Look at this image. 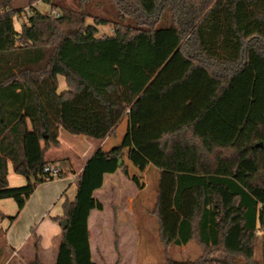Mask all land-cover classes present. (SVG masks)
<instances>
[{
  "label": "trees",
  "instance_id": "1",
  "mask_svg": "<svg viewBox=\"0 0 264 264\" xmlns=\"http://www.w3.org/2000/svg\"><path fill=\"white\" fill-rule=\"evenodd\" d=\"M43 1L62 16L33 9L20 30L0 2V199L23 210L53 181L47 165L76 176L69 160H44L61 127L102 141L127 119L123 145L103 157L127 149L148 166L161 241L204 252L167 264H264V0H113L117 20L95 24L87 6ZM109 23L114 33L100 38ZM9 162L26 186L9 187ZM78 205L66 199L56 219L71 226ZM70 226L55 264H79Z\"/></svg>",
  "mask_w": 264,
  "mask_h": 264
},
{
  "label": "rangeland",
  "instance_id": "2",
  "mask_svg": "<svg viewBox=\"0 0 264 264\" xmlns=\"http://www.w3.org/2000/svg\"><path fill=\"white\" fill-rule=\"evenodd\" d=\"M7 1H10L8 9L18 12L15 17L17 30H20L22 25L28 21L33 9L47 15L53 14L51 6L43 0H0V2ZM54 2L70 6L73 11H79L83 6H87L92 15L87 19V24H95L97 18H107L113 22L117 20L119 14L113 0H89L87 4H83L82 0H54ZM57 10L62 16V9L57 8ZM98 30L100 38L114 33L111 23L98 26ZM128 129L127 122L122 124L110 140V147L122 146ZM102 155L103 152L100 151L96 156L97 160H94L86 169L92 177H94L93 171L103 164L102 161H105ZM132 167L127 166L125 169L119 167L120 174L127 175L126 185L123 184L125 178L121 177L122 186L125 189L120 203H116L119 194L110 180L101 183L100 177L87 181L86 189L83 190L84 194H81V197L85 196L83 200L90 209V220L88 222L72 221L68 230V235L72 236L77 249L79 264L89 256H94L96 261L104 264H116L117 261L118 264H167L169 260L193 261L201 257L204 252L197 241L187 246H166L161 241L158 221L152 213L155 208L157 191L147 180L146 166L137 167L132 164ZM83 174L84 172L80 175L84 176ZM105 175L111 176V180L116 184L119 183L120 176L114 175L112 169L107 170ZM74 188L78 190L77 183ZM134 197L136 199L133 201L132 208L127 203ZM59 206L61 207V204ZM261 241L262 239L256 248L257 261L262 260ZM4 245V237L0 235V254ZM1 260L3 258H0V264L6 262L7 259ZM17 261L18 258L13 264H17Z\"/></svg>",
  "mask_w": 264,
  "mask_h": 264
},
{
  "label": "crops",
  "instance_id": "3",
  "mask_svg": "<svg viewBox=\"0 0 264 264\" xmlns=\"http://www.w3.org/2000/svg\"><path fill=\"white\" fill-rule=\"evenodd\" d=\"M61 88H64L63 82ZM125 122H127V119L119 125L118 129ZM112 137L113 136H110L105 140L99 141L84 136L71 135L61 127L58 135V142L60 145L50 147L45 152L44 160L48 162H58L62 161V159H67L70 161L72 170L76 176L46 181V183L38 186L34 194L30 196L23 210L18 209V205L13 199H0V235L4 237L5 242L0 258H3V260L5 258L7 259L6 262L2 264H13L16 258H18L17 264H30L36 259H39L42 264H55L58 259V252L62 242L61 239L64 235V230L60 224L61 221L56 219L63 218L64 216L65 212L64 208H62L63 202L66 199L71 202L76 199L78 200L79 208L72 221L88 222L90 220V209L87 207L86 201L83 200L85 196L81 197V194H84L83 190L86 189L85 186L87 181H92L100 177L101 183L105 180H110L113 188L116 189L119 194V199L116 203L121 202L125 189L124 186H122L121 177L125 178L123 184L126 185L127 175L120 174L121 169L119 167H124L123 169H125V167L127 168V166L133 167L127 156V149L126 152L124 151L122 159L107 161L103 157L105 153L114 148L110 147V140ZM119 146L120 145L116 147ZM105 147L108 148L105 149ZM100 151L103 152L102 158L105 161L99 158L103 164L93 171L94 177H92L86 169L94 160H97L98 157H96L95 154L97 153L98 156ZM147 168L148 166H146V170ZM110 169H112L114 175L120 176L119 183L116 184V182L111 180V176L105 175V172ZM83 172L85 174L82 176L83 186L78 191L74 188L77 183L76 177ZM7 177L10 188L24 187L27 185V179L15 173L11 162L8 163ZM135 199L136 197L131 198V201L128 202L127 205L129 204V206L133 208L132 205ZM60 204L61 207L59 206ZM33 230L36 233L38 242L34 241L31 237ZM74 236L75 235H73V237ZM68 238L73 242L72 236L68 235ZM73 244L75 245L74 242ZM92 258L96 261L94 256H92ZM96 262L99 261L97 260Z\"/></svg>",
  "mask_w": 264,
  "mask_h": 264
},
{
  "label": "built area",
  "instance_id": "4",
  "mask_svg": "<svg viewBox=\"0 0 264 264\" xmlns=\"http://www.w3.org/2000/svg\"><path fill=\"white\" fill-rule=\"evenodd\" d=\"M53 16L58 17L61 16L59 11H54ZM44 176L45 178H47L48 180H58L61 179L60 176V171L56 166L53 165H47L44 169Z\"/></svg>",
  "mask_w": 264,
  "mask_h": 264
},
{
  "label": "water",
  "instance_id": "5",
  "mask_svg": "<svg viewBox=\"0 0 264 264\" xmlns=\"http://www.w3.org/2000/svg\"><path fill=\"white\" fill-rule=\"evenodd\" d=\"M60 224H61L63 230L68 229L69 226H70L69 219L68 218H64L63 221L60 222Z\"/></svg>",
  "mask_w": 264,
  "mask_h": 264
}]
</instances>
